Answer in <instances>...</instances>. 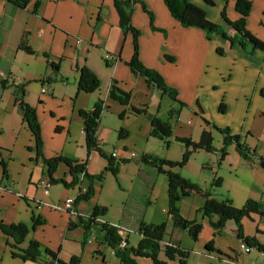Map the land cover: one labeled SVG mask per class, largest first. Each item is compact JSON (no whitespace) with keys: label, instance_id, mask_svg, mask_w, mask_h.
Wrapping results in <instances>:
<instances>
[{"label":"crops","instance_id":"0c3cea01","mask_svg":"<svg viewBox=\"0 0 264 264\" xmlns=\"http://www.w3.org/2000/svg\"><path fill=\"white\" fill-rule=\"evenodd\" d=\"M37 1L41 5L35 14L33 10ZM191 1L203 7L207 11V18L216 23H223V10L232 21L239 16L234 0H214L212 5L204 0ZM140 2L153 12L155 26L165 29V32L152 29L148 12ZM140 2L134 4L132 13V22L141 32L140 60L160 71L170 85L179 88L180 98L188 104L177 120L175 135L191 137L194 129L188 124L186 114L198 112L202 119L214 121L218 127H228L232 133L240 134L243 141L251 146L247 139L249 135L253 137L252 122L258 112H263L264 116V52L257 50L250 55L241 45H231L215 33L209 38L198 27L185 28L171 16L163 0ZM251 2L247 27L264 41V0ZM117 12L114 0H30L24 8L9 0H0V147L3 149L0 150V163L3 160L6 162L9 173L4 178L0 164V220L4 223L32 224L35 216L44 221L30 232L21 247H26L29 239L34 238L58 251L59 256L66 239L73 230L78 229L69 230V221H76L77 214L82 215L83 204L94 200L95 195L91 200L79 203L75 215L54 207H63L67 198L75 200L65 186L61 201L52 197L37 198L36 190L44 180L42 177H45L44 170L47 169L37 160L31 128L24 122L23 111L17 101L21 97L36 108L47 158L61 154L83 161L79 149L84 147L83 143L86 147V143L83 140L80 111L91 109L99 98L104 99L106 104L118 102L108 95L114 80L128 91L132 89L131 83L140 79L126 64L133 56L134 40L131 33L123 31ZM24 38L35 54L19 49ZM78 40L81 42L78 43ZM218 48H223L225 54H219ZM106 53L117 55L118 60L106 62ZM165 54L175 57L174 61L167 60ZM49 62H58L60 71L55 72ZM83 65L93 69L104 83V95H101V91L98 94L92 92L94 95L78 92L79 69ZM52 77L56 80H49ZM1 80H5V83L2 84ZM222 103L225 104L223 114L219 111ZM207 129H212L211 125ZM101 143L104 147V142ZM215 154L219 159V153ZM207 167L210 165L205 164L201 169ZM59 169L62 170V178L69 181V170L61 164L55 178H59ZM141 169L144 171L146 167L140 164L138 170ZM145 183L147 189L143 190L141 197L144 196L145 201L151 203L156 182L149 179ZM196 183L200 184L198 181ZM217 190L214 192L216 198ZM261 198L256 201L264 202ZM145 201L140 213H126L127 207L124 206L121 222L116 224L134 232L138 241L141 240V235L136 231L139 219L143 216L147 222L150 208V205L145 207ZM203 204L204 198L196 193L183 197L179 203L182 217L203 224L198 241L175 225L168 215V201L166 207L164 204L159 213L154 214L150 223L165 221L168 224L165 242L189 249L187 264H264V255L255 248L250 252L240 248L242 241L237 237L234 221H228L222 232L217 234L210 218L198 212ZM104 216L99 220L104 221ZM242 224L246 236L255 237L264 245V216L251 213L242 220ZM46 227L59 228L60 238L54 243L48 238L45 245L38 231ZM79 228L83 230V238L84 229ZM128 237L131 244L130 233ZM7 240V235L0 230V264H4L7 254L12 252ZM207 242H213V251L206 249ZM102 246L105 248L104 244ZM98 250L104 253L105 260L106 252L102 248ZM114 254L113 251L111 259L116 257ZM11 257L18 264H43ZM160 257L169 264H178L177 258L169 261L164 253ZM59 258L62 259L61 256ZM148 260L139 259L142 263Z\"/></svg>","mask_w":264,"mask_h":264},{"label":"trees","instance_id":"16d2710c","mask_svg":"<svg viewBox=\"0 0 264 264\" xmlns=\"http://www.w3.org/2000/svg\"><path fill=\"white\" fill-rule=\"evenodd\" d=\"M10 2L18 5L20 8L27 6L30 0H9ZM165 5L170 10L171 16L179 21L181 25L185 28L198 27L202 29L207 36L215 33L222 38L228 40L231 45L239 44L241 45L247 53L253 55L257 50L264 52V41L258 36L253 34L247 27V18L250 16L252 8V0H234L236 11L239 16L236 20L232 21L227 17L226 10H223L221 18L223 23H216L207 18V11L198 4L193 3L191 0H163ZM207 4H214V0H204ZM140 2V0H114L117 13L120 18V25L125 33H131L133 35V46L134 53L132 58L126 63L133 74L139 75L144 78L148 85H153L161 93V96L168 95L174 102L177 101L184 106L182 101L179 100L177 96V89L169 86L164 80L160 72L154 68L146 66L140 60V30L134 26L132 22V13L134 4ZM144 9L148 12L150 23L153 29H158L154 24L153 12L148 10L144 3L140 2ZM41 5L40 1H37L34 8V13L36 14ZM264 25V20L262 21ZM19 49L26 51L27 53L36 52L31 46H29L27 39L24 38L19 44ZM217 52L221 55L225 54L223 48H218ZM170 61L173 57L165 55ZM118 60V58H117ZM108 62V61H106ZM54 70L60 71V65L58 62L48 63ZM78 78V92L84 93H94L101 87V80L99 76L90 67L83 65L79 69ZM49 80H56L52 77ZM5 83V80L2 81ZM109 98L113 101H118L119 104L125 106L130 103L131 92L123 90L116 80L112 83L111 88H109ZM107 102L99 98L93 107L89 110H81V118L83 121V135L86 143L87 159L83 161H78L76 158L56 155L51 158H47L44 154V141L42 138V128L40 121L38 119L37 110L31 104L25 102L21 97L18 99L17 104L19 108L23 111V120L31 128V133L35 140V150L36 157L38 161H41L43 166L47 169L48 180L53 183L63 184L66 188H71L74 185H79V193L77 198L74 200V206L72 208L73 214L76 213V206L88 200H91L95 193V184L101 182L104 178L105 173L111 172L114 175L118 174L119 165L124 164L127 160L116 159L111 154H107L103 149L101 140L98 139L97 133L99 131L100 119L104 111H108L110 108ZM225 104L222 103L220 110L224 112ZM134 113L142 114L146 113L145 108H133ZM124 111L119 113L120 119L124 117ZM169 117L162 118L159 113L150 114V136L152 138L165 140L169 145L170 139L173 138L175 141L182 143L185 150L181 159L177 161H170L166 158H162L152 153H145L141 157L142 165H150L154 167L158 173L165 174L168 184V215L171 217L172 221L181 230L188 232L190 237L198 241L203 224L201 222L194 220H188L181 216L180 214V200L192 193L202 195L204 198V204L198 211L205 216L210 218V223L215 232L221 233L223 228L226 227L228 221H234L237 225L236 234L242 242L249 247L255 248L258 252L264 254V245L259 242L258 239L251 236H246L243 232L242 220L245 217H249L251 213H256L260 216H264V202L256 201V199L249 198L245 201L243 206H235L231 199L229 198H216V189L222 186V178L216 177L211 181L210 185L203 187L196 183L193 179L185 177L181 174L179 170L175 168H183L187 165L195 151L204 150L206 152L219 153V161H223L229 155V148L234 146L242 158L251 162V156L254 151L250 146H248L240 134H234L228 127H218L204 118V123L208 126L211 125L212 129L223 134L222 146L218 149L213 144V130L204 128L199 136L198 141L193 140L190 137H182L175 135L173 124L171 120L175 117H179L180 108H171L169 110ZM120 135L124 138L129 134V131L121 128ZM0 150L1 149L0 147ZM93 153H98L102 157L106 158L107 163L104 169L95 175H92L87 171V165L89 163L90 155ZM260 163L264 168V158L259 157ZM1 166L3 169V177L8 176V168L6 162L1 161ZM67 166L70 175V181L63 178H55V173L59 165ZM142 170V169H141ZM140 172V171H139ZM85 183V184H84ZM84 185L86 186L85 191H83ZM150 201H145V207H148ZM108 212V207L105 205L96 204L89 215H79L77 214V220L71 219L68 223V229L73 230L79 227L84 229V237L81 240L82 245H84L89 239L90 235L93 233V229L97 230L100 235V243L114 251V255L119 258L121 264H139L138 261L141 258H149L153 264H169L160 257L164 253L165 257L169 261H174L176 258L178 264H187V257L189 256V249H182L179 246L171 245L165 242L167 223L165 221L160 223H147L143 220V216L139 219V224L137 225V233L141 235V240L134 247L130 245L129 237H124L120 233V229L124 228L116 224L105 223L99 220L100 217L106 216ZM44 222L41 217H33V222L31 227L24 222L19 223H4L0 220V230L7 235V243L11 246V255L13 258H20L22 260L42 262L43 264H68L66 261L62 260L58 256V251L52 250L44 246L40 241L31 238L29 239L26 247H21L20 245L29 237L31 229ZM126 229V228H125ZM130 230V229H129ZM131 231V230H130ZM11 240V241H10ZM126 241L125 247H120L122 241ZM206 249L209 252L213 251V242L206 243ZM220 252V251H219ZM101 253L98 250L95 254ZM80 259L77 257H72L70 264H79Z\"/></svg>","mask_w":264,"mask_h":264},{"label":"rangeland","instance_id":"374dc122","mask_svg":"<svg viewBox=\"0 0 264 264\" xmlns=\"http://www.w3.org/2000/svg\"><path fill=\"white\" fill-rule=\"evenodd\" d=\"M165 31L166 30L163 29L162 32ZM173 58L175 59V57ZM174 59L170 61L167 58L170 62H173ZM138 78L140 79L131 83V91L128 90V92H131L130 103L125 105V108L118 102L108 104L110 109L103 114L97 133L98 138L104 142L103 149L107 154L116 152V159L127 160V162L119 165L117 175L111 172L105 173L103 180L97 182L95 185V199L91 202L84 203L81 208L82 215H89L95 203L105 205L108 207V212L103 220L109 224H118L121 222V211L124 206L127 207L126 213L133 211L140 213L145 201L144 196L141 197V195L143 190L147 189L145 181L149 179L151 182H156L152 201L148 204L150 208L146 221L150 223L154 214L159 213L161 210V206L165 204L166 207L168 184L166 175L158 173L157 170L150 165L145 166L146 170L144 171L138 170L139 165L142 164L141 157L145 153H152L153 155L166 158L170 161H177L182 158L185 150L182 143L175 141L173 138L170 139L171 142L168 145L165 140L152 138L149 135L150 114H156L158 112L159 116L165 119L169 117L168 112L172 107L180 108V114L182 109L184 110L187 108L188 104L183 101L178 94L179 88L170 85L163 76L169 86L177 89V96L179 100L185 104L184 106H180L181 104L179 102H174L166 94L161 98V93L158 88H155L153 85H148L144 78L139 75ZM103 88L104 83L101 81V87L95 92L98 94L101 91V95H104ZM133 108H145L146 113H134ZM124 109V117L120 119L119 113L121 111L123 112ZM219 111L223 114V111L220 109ZM262 113L263 112H258L256 114L254 122H252L251 134L253 137L249 135L247 139V143L256 151L251 156V162L246 163L234 146L229 148V155L223 162L219 161L217 154L200 150L193 153L188 165L181 171V174L191 176L203 186H209L210 181H213L216 177H221L223 181L221 188H218V190L216 189L218 192L217 197L219 199L224 197L229 198L232 200L233 204L238 207L243 206L246 198L259 200L263 197L261 199L264 201V168L259 160V157L264 158V116ZM180 114L178 118L175 117L171 120L174 130L177 120H179L181 116ZM201 117L202 116H200L198 112H193V114L190 115L186 114V119L189 120L188 124L194 129L193 135L190 137L193 140L198 141L202 132L201 130L207 128L203 120L204 118L202 119ZM214 124L216 125L215 122ZM73 126H75V124H73ZM121 128L129 131V134L124 138L120 135ZM212 130L213 144L219 149L222 146L223 134L216 129ZM80 132H82V127ZM83 140H85L84 137ZM83 145L84 147L79 149V154L82 155L81 157L85 160L87 159L88 153L84 143ZM131 152L135 154L131 156ZM106 163V158L98 153H93L92 156L90 155L87 171L92 175L98 174L104 169ZM205 164H209L210 167L201 169ZM175 170H179V168L177 167ZM44 176L45 177L42 178L45 180L49 177L46 170H44ZM57 176L60 178L63 177L62 170H58ZM49 189V194H46L45 187L43 185H38V189L36 190L37 198L52 197L57 201L62 200V194L65 191L63 184L53 183ZM69 191L68 194L76 199L79 193V185H74L69 188ZM27 224L31 226V223L27 222ZM58 229L57 227H46L43 231L40 229L38 231V236L43 240L45 245L48 238L54 243L60 238ZM82 231L81 228L75 231L73 230L69 238L64 242L61 252L59 253V256H61L64 261L70 264L71 258L77 257L80 259L79 264H121L118 258L115 257L111 259L113 250L107 246H105V248L102 246L99 240L100 235L97 230H92L93 233L89 237V240L91 239V244L86 242L82 245L80 241L82 238ZM130 242V245H134V247L139 242L138 237L132 231H130ZM99 248H102L106 252L105 260L102 255L104 253L95 254ZM7 255L4 264H18V261H13L11 254ZM144 262L145 263L138 261L139 264H152L149 260Z\"/></svg>","mask_w":264,"mask_h":264},{"label":"built area","instance_id":"2783aa9c","mask_svg":"<svg viewBox=\"0 0 264 264\" xmlns=\"http://www.w3.org/2000/svg\"><path fill=\"white\" fill-rule=\"evenodd\" d=\"M81 41L80 40H78V43H80ZM117 58H118V56L117 55H114V54H109V53H106V55H105V57H104V59L106 60V61H117ZM135 153L134 152H131V156H133ZM113 157H117V154H116V152H112V154H111ZM41 185H43L44 187H45V193L46 194H48V192H50V186H51V182L47 179V180H42V182H41ZM85 189H86V187H83V191H85ZM73 204H74V199L73 198H67L66 200H65V202H64V205H63V207H59V206H54V207H58L59 209H62V210H65V211H68V212H70V213H74L73 211H72V208H73ZM120 233L124 236V237H127L128 235H129V233H130V230L129 229H125V228H121L120 229ZM95 237V236H94ZM95 239H96V237H95ZM91 240V239H90ZM89 239L87 240L89 243H91V241H90ZM126 246V241H122L121 242V245H120V247H125ZM240 248L243 250V251H245V252H250L252 249H253V247H249V246H247L246 244H245V242H241V244H240ZM261 254H263V253H261ZM264 255V254H263Z\"/></svg>","mask_w":264,"mask_h":264}]
</instances>
